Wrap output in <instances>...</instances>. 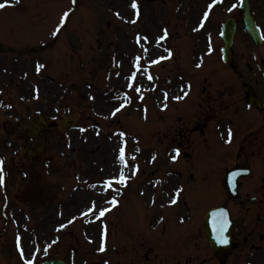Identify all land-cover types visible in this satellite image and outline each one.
<instances>
[{"label":"rangeland","instance_id":"obj_1","mask_svg":"<svg viewBox=\"0 0 264 264\" xmlns=\"http://www.w3.org/2000/svg\"><path fill=\"white\" fill-rule=\"evenodd\" d=\"M200 1L204 4L194 15L190 0L181 4L180 0H137L140 15L135 24L130 22L137 11L131 7L133 0H77L68 18L64 13L73 8L71 0H13V6L0 10V43L18 49L21 44L54 40L52 49L35 58L0 53V264L29 260L39 264L50 258L67 264H116L115 232L120 243L128 244V221L143 227L149 215L160 213L157 208H143L147 186L148 194L159 196L165 193L159 182L177 180L189 205L203 211L220 196L225 133L197 140L187 154L180 151L172 159L175 144L188 149L187 140L209 134L216 118L210 120L213 107L228 114L229 109L221 110L214 97H224L230 104L239 100L238 80L217 64L219 48L212 38L219 31L218 21L227 14L216 12L214 21L208 20L199 31L197 20L206 2ZM164 29L168 36L157 47ZM28 34L31 39L26 41L22 37ZM137 34L148 41L137 44ZM251 44L242 36L234 50L238 54L257 50ZM144 47L148 60L142 59L135 69L134 57H143ZM165 49L171 50V58ZM256 52L264 58V46ZM157 59V64L148 62ZM38 64L44 67L37 70ZM134 69L137 82L126 79ZM14 81L28 113L18 112L20 105L15 107L7 97ZM229 88L234 94L224 96ZM116 107L121 110L112 115ZM230 110L234 112L233 105ZM240 123L236 120L234 125L240 128ZM123 142L127 166L118 167L128 177L127 186L103 188V181L115 173L108 164L118 165ZM113 197L118 203L101 220L98 212L93 215L95 210L86 207L90 201L97 208L107 207ZM164 224L169 231L176 228L173 222ZM61 226L66 229L60 231ZM127 230L137 234L135 228ZM199 231L200 255L208 256L201 226ZM24 232L30 252L22 256ZM100 240L104 251L99 250Z\"/></svg>","mask_w":264,"mask_h":264},{"label":"flooded vegetation","instance_id":"obj_2","mask_svg":"<svg viewBox=\"0 0 264 264\" xmlns=\"http://www.w3.org/2000/svg\"><path fill=\"white\" fill-rule=\"evenodd\" d=\"M229 2L230 0H223L224 7L220 12L229 9ZM250 8L264 37V0H250ZM213 10H216L215 6ZM228 17H233L236 21L237 28L234 36L236 40L240 32H244L242 13L236 9ZM244 34L247 35L245 32ZM238 56L244 65L234 62ZM252 56L257 55L252 52ZM246 58L247 56L243 53L236 54L226 68L240 80V84L245 80L254 87L264 84L262 75L264 66L250 65ZM263 61L262 59L261 64ZM257 94L259 95L258 91ZM237 108L235 106L234 110L237 111ZM248 108L259 111L257 116L260 129L243 137V141L238 143L234 151V163L230 169L248 168L249 170L247 175L241 174L237 177V198H232L227 192L225 193L223 205L229 207L231 211L234 231L233 250L222 264H264V110L257 105L248 106ZM258 133L260 136H257ZM250 138L251 140H247ZM162 220L164 223L173 222L176 228L169 231L164 224L165 229L156 234L154 243L147 242L153 237H147L144 242L134 245L127 259L116 264H206V257L200 255L199 251L198 209L189 205L184 196H181L178 205L170 212L163 214ZM157 248H162V253L156 251ZM212 258L213 264H220L214 255Z\"/></svg>","mask_w":264,"mask_h":264},{"label":"snow or ice","instance_id":"obj_3","mask_svg":"<svg viewBox=\"0 0 264 264\" xmlns=\"http://www.w3.org/2000/svg\"><path fill=\"white\" fill-rule=\"evenodd\" d=\"M15 2L16 3H19V0H15ZM73 3H75V0H73ZM10 6H13V4L10 3V0H4V2L0 3V10H3L6 7H10ZM131 7L133 9H136L137 10L136 11V18L130 21L131 23L135 24L137 22V20L139 19V15H140V13H139V5L137 3V0H133V2L131 4ZM209 7H211V6H209ZM116 15L119 17V13H116ZM207 15H208L207 13L204 14L205 19H207ZM67 16H68V13L65 12L64 13V17H67ZM62 26H63V17L61 19V24L57 27L56 31L58 32L59 31V28L62 27ZM202 26L203 25L201 24V27ZM195 30H197V29H194V31ZM55 34L56 33L54 32L53 35H55ZM167 36H168V31H167V29H164L163 36H160V37L157 38V45L156 46L159 47V41L160 40H163V39H166ZM141 39H143L146 42L148 41V37L147 36L141 37L139 34H137L136 43L139 44V42H140ZM165 50L168 52V57L167 58H171V55H172L171 50L170 49H165ZM143 52H144L143 57L141 55H139V54L134 57V60H135V69H139L140 62H141L142 59H144L145 61L148 60V57H147L148 48L147 47H144ZM160 59H165V57H160ZM148 62L150 64H157V63H159V59H157V60H151V61H148ZM199 66L200 65H197V67H199ZM42 67H44V65L38 64L37 65V70H39ZM135 69L133 70L132 74L130 76H128L126 79H128L129 81H132V82H137L136 81ZM148 79L151 80V79H153V77L151 75H149L148 76ZM128 87L129 88H132L133 87V84L130 83L128 85ZM135 91L138 92V93H140L141 92L140 87H136L135 88ZM187 95H188V93L187 92H184V96H187ZM124 96H125V99H127L129 102L131 101V97L128 96L127 93H125ZM164 96H165V98H167V92L164 93ZM173 98L179 100V99H181L183 97H181V96H175ZM141 99H143L142 93H141ZM122 106L123 105H121V107ZM9 107H10V105H9ZM121 107H116L115 110L113 111L112 115H115L117 112H119L121 110ZM165 107H166V105H165ZM83 130L84 129H82V131ZM119 135L121 137H123L125 134L123 132H121V133H119ZM231 136H232V131H231V129H229V139L226 142H228V143L231 142ZM174 152L176 153V155L172 156V159L173 160L177 159V157L179 156L180 149L179 148L174 149ZM116 159H117V163L118 164L124 165L125 167L127 166L126 165V162H125V153H124V148L123 147L119 148ZM2 164H3V161L0 160V165H2ZM0 170H2V169H0ZM133 175H134V173H133ZM2 181H3V177H0V182H2ZM127 181H128V177L125 176L123 168H118L115 173H110L109 174V178L105 179L103 181V183H104V185H105L106 188H111L114 184L115 185H124V186H127ZM180 191H182V189L178 190L177 196L179 195V192ZM171 202L172 203H176L177 201L174 199ZM107 203L114 206V205H116L118 203V201L115 199V197H113L112 200L107 201ZM86 207H88L90 211H92L93 209L95 210L93 212V215H95L96 212H98V214H99L98 215V218L105 216V214L108 211H110V209L108 207L104 206V205H101V206H99L97 208V206L95 204V201H90L89 202V205H87ZM106 227L107 226L105 225V230H106ZM221 242L226 243L227 241L226 240H222ZM99 250L100 251H104L105 248L102 246ZM21 255L23 256V250H21ZM27 264H32L31 260H29L27 262Z\"/></svg>","mask_w":264,"mask_h":264},{"label":"water","instance_id":"obj_4","mask_svg":"<svg viewBox=\"0 0 264 264\" xmlns=\"http://www.w3.org/2000/svg\"><path fill=\"white\" fill-rule=\"evenodd\" d=\"M246 4V0H243V5ZM231 33L228 32L223 36L225 47L224 54L226 55L229 46L231 44ZM230 227L231 223L229 217L221 208L210 210L203 220V228L205 234L208 237L209 242L211 243L215 254L218 258H223L227 251L230 249ZM227 236L229 240H226V243L221 242L225 240ZM42 264H63L61 261H46Z\"/></svg>","mask_w":264,"mask_h":264},{"label":"bare ground","instance_id":"obj_5","mask_svg":"<svg viewBox=\"0 0 264 264\" xmlns=\"http://www.w3.org/2000/svg\"><path fill=\"white\" fill-rule=\"evenodd\" d=\"M152 52H155V51H152ZM157 55V54H156ZM113 161H110L111 163V166L108 164V167L109 168H116L117 165L114 163V165L112 164ZM115 171H117V168L115 169ZM26 234V232H24L22 235H21V242H20V246H22V248L24 249L23 253L26 255L30 252V248H28V241L25 240V238H23V235Z\"/></svg>","mask_w":264,"mask_h":264}]
</instances>
